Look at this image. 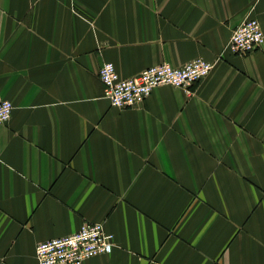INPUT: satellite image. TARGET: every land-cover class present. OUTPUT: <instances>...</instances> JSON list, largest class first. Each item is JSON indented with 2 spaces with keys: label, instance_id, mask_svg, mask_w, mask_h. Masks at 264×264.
I'll return each mask as SVG.
<instances>
[{
  "label": "crops",
  "instance_id": "0c3cea01",
  "mask_svg": "<svg viewBox=\"0 0 264 264\" xmlns=\"http://www.w3.org/2000/svg\"><path fill=\"white\" fill-rule=\"evenodd\" d=\"M264 0H0V264L103 222L110 253L83 264H264V43H227ZM203 58L192 86L112 106L122 76Z\"/></svg>",
  "mask_w": 264,
  "mask_h": 264
},
{
  "label": "built area",
  "instance_id": "2783aa9c",
  "mask_svg": "<svg viewBox=\"0 0 264 264\" xmlns=\"http://www.w3.org/2000/svg\"><path fill=\"white\" fill-rule=\"evenodd\" d=\"M264 43V30L257 17H246L232 32L227 47L234 53L248 55ZM214 63L203 58L189 60L181 65L169 62L149 65L133 76H122L114 62L104 61L99 76L105 86V96L112 106L124 108L139 105L159 85L182 87L188 95L192 86L206 77ZM14 104L0 90V123L9 121ZM115 237L103 222L85 221L66 235L40 241L36 246L38 264H83L91 257L110 253Z\"/></svg>",
  "mask_w": 264,
  "mask_h": 264
},
{
  "label": "bare ground",
  "instance_id": "6f19581e",
  "mask_svg": "<svg viewBox=\"0 0 264 264\" xmlns=\"http://www.w3.org/2000/svg\"><path fill=\"white\" fill-rule=\"evenodd\" d=\"M262 25V24H261ZM263 28V27H262ZM117 68V67H116ZM118 70V69H117ZM119 72V71H118ZM168 85H170V84H168Z\"/></svg>",
  "mask_w": 264,
  "mask_h": 264
}]
</instances>
